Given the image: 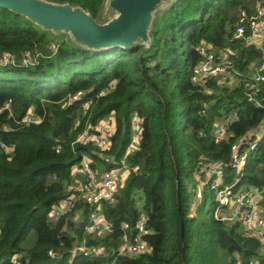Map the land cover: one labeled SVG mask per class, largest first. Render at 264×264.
Returning <instances> with one entry per match:
<instances>
[{"label":"trees","instance_id":"1","mask_svg":"<svg viewBox=\"0 0 264 264\" xmlns=\"http://www.w3.org/2000/svg\"><path fill=\"white\" fill-rule=\"evenodd\" d=\"M69 1L93 15L101 3ZM260 4L264 0H177L155 20L150 46L93 50L52 38L0 6V53L15 55L13 62L0 60V264H16L14 256L20 264H107L114 258L122 264H236L238 258L264 256L260 239L247 233L240 220L214 214L216 189L225 185H231L232 193L257 186L264 206V127L252 134L254 147L245 164L239 170L228 164L235 149L247 146L246 134L264 123V80L255 85L260 105L245 94V82H254L263 51L235 36V26L246 23L243 11L249 15ZM203 42L214 50L233 49L234 83H220L216 76L191 80ZM26 51L32 58L27 64L22 62ZM78 90V99L64 103ZM88 99L91 103L83 108ZM31 108L41 121L22 122ZM109 113L115 119L109 148L75 141L86 122ZM133 115L142 124L139 146L125 156L129 171L113 198L102 204L111 230H86L91 208L81 198L51 220L53 204L75 192L72 168L83 153L102 169L119 164ZM224 122L228 136L217 137L213 130ZM104 154L113 162H105ZM200 159L220 162L222 181L214 187L215 174L202 175L193 208ZM141 213L151 228L146 239L152 250L118 254L123 221L132 224ZM31 230L34 241L21 245ZM84 238L86 254L79 246Z\"/></svg>","mask_w":264,"mask_h":264},{"label":"built area","instance_id":"2","mask_svg":"<svg viewBox=\"0 0 264 264\" xmlns=\"http://www.w3.org/2000/svg\"><path fill=\"white\" fill-rule=\"evenodd\" d=\"M246 23H238L235 26V36H242L248 42L254 43L263 51L262 60L257 66L256 73L252 77L254 82H245V94L247 99L254 101L256 105H260V101L254 97L256 81L264 80V5L260 4L256 7L255 11L249 15L243 11ZM199 54L202 56L201 60L194 64L191 72V80L196 82L202 77L216 76L218 81L224 84H232L236 81L237 72L233 68L234 51L231 47H224L220 50H214L209 44L203 42L198 48ZM15 55L10 51H4L0 53L1 62L7 63L14 61ZM31 54L26 51L22 56V62H31ZM113 87V83L109 88ZM107 88L101 90L99 94L104 93ZM82 95V91L78 90L74 93L68 94L64 103H68L71 100L78 99ZM91 99L82 102V107L86 108L91 103ZM5 107H9V102L5 104ZM230 116V115H229ZM42 116L33 112L30 109L22 118V122H39ZM3 127H6L4 124ZM264 127V123L257 126L254 130L249 131L245 136L247 146L243 150L235 149L231 153L228 164L239 170L246 162L247 153L250 148L254 147L252 141V134L259 132V129ZM141 119L137 115H133L131 119V135L128 144L124 149V154L119 160V164L109 167L100 168V162H93L94 158L89 153H83L80 158V168L83 178L80 179L76 187L75 192L60 199L53 204L49 218L53 221L58 220L68 209L74 205V200L81 198L83 201L90 205L91 211L89 214V221L85 228L88 232L104 234L111 230V221L108 220L102 213V204L104 201L112 199L115 192L118 190L121 182L129 171V166L125 161V156L134 152L139 146V139L141 137ZM115 131V119L112 113L104 115L94 123H85L84 129L76 137L75 141L81 144H92L99 149H107L111 145V137ZM214 135L217 137H227L228 130L226 123L216 125L213 130ZM1 145L7 150H12L13 146ZM58 150V147L56 148ZM103 159L107 163H112L113 159L104 154ZM199 175L215 174L213 182L217 185L222 178V165L220 162H211L208 160L200 159L197 163ZM138 166L134 165L133 169H137ZM123 174V175H122ZM200 180V178H199ZM216 180V181H215ZM261 191L257 186H250L241 188L238 191L232 193L231 185H225L221 188H217L215 192V199L218 202L219 208L229 207V213L220 214L215 210L214 214L217 217L228 220H240L244 229L250 235H254L261 241V248L264 254V206L260 203ZM219 213V214H218ZM76 218V214L73 215ZM123 233L120 238V242L117 248V253L127 256H136L143 252L152 250V245L147 241L146 235L151 232V228L146 226L145 214L141 213V216L134 222L129 223L123 221L122 223ZM86 239L81 240L79 244L83 252L88 253V249L85 247ZM51 254V251L48 252ZM13 262L20 264L17 256L12 258ZM107 264H122L115 258ZM236 264H264V256L251 258L249 261H244L240 258L237 259Z\"/></svg>","mask_w":264,"mask_h":264},{"label":"water","instance_id":"3","mask_svg":"<svg viewBox=\"0 0 264 264\" xmlns=\"http://www.w3.org/2000/svg\"><path fill=\"white\" fill-rule=\"evenodd\" d=\"M177 0H101L95 15L69 0H0V6L23 15L52 38L84 49L113 45L150 46L159 15Z\"/></svg>","mask_w":264,"mask_h":264},{"label":"rangeland","instance_id":"4","mask_svg":"<svg viewBox=\"0 0 264 264\" xmlns=\"http://www.w3.org/2000/svg\"><path fill=\"white\" fill-rule=\"evenodd\" d=\"M25 64H27V63H25ZM32 109V108H31ZM263 131V129H261L260 130V133ZM72 170H73V185L76 187L77 186V184L79 183V181H80V179H82L83 178V173H82V171H81V168H80V164L79 163H76L74 166H73V168H72ZM123 175V174H122ZM194 178H195V190H196V195H195V199H194V202H193V204H192V207L193 208H195V206H196V204L198 203V200H199V194H200V189H201V186L203 185V183H204V179H205V177L204 176H202V175H199L198 173H196L195 175H194ZM199 178H200V180H199ZM216 181V180H215ZM221 181H222V178H221ZM220 181V182H221ZM219 182V183H220ZM247 184L246 183H243V185L242 186H246ZM212 186H216V184H215V182H212ZM199 191V192H198ZM210 202H211V197H208V199H207V204H206V207L208 208L209 206V204H210ZM216 210L217 211H219V213L220 214H223V213H226V212H228L229 213V207H221V208H219V207H216ZM218 213V214H219ZM78 217V214L76 213V218ZM34 239H35V232H34V230H31L29 233H28V235H27V237H26V239L21 243V245H23V246H29V245H31L32 244V242L34 241Z\"/></svg>","mask_w":264,"mask_h":264},{"label":"crops","instance_id":"5","mask_svg":"<svg viewBox=\"0 0 264 264\" xmlns=\"http://www.w3.org/2000/svg\"><path fill=\"white\" fill-rule=\"evenodd\" d=\"M227 213V212H226Z\"/></svg>","mask_w":264,"mask_h":264}]
</instances>
